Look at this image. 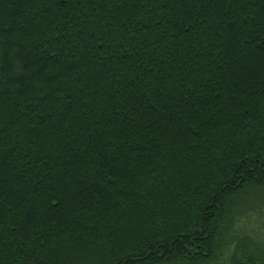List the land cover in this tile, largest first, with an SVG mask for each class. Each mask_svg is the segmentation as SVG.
Listing matches in <instances>:
<instances>
[{"label": "trees", "instance_id": "trees-1", "mask_svg": "<svg viewBox=\"0 0 264 264\" xmlns=\"http://www.w3.org/2000/svg\"><path fill=\"white\" fill-rule=\"evenodd\" d=\"M0 189V264H264V0H0Z\"/></svg>", "mask_w": 264, "mask_h": 264}, {"label": "rangeland", "instance_id": "rangeland-1", "mask_svg": "<svg viewBox=\"0 0 264 264\" xmlns=\"http://www.w3.org/2000/svg\"><path fill=\"white\" fill-rule=\"evenodd\" d=\"M247 220H248V218H243L241 220V222L238 221V222L235 223V226L233 228L235 234L236 233L241 234L242 237H243V236H245V234H243V233H246L245 231H249V230H252V229H260L261 230V220H260V218H257L255 221H252L253 220L252 219L250 222L243 224Z\"/></svg>", "mask_w": 264, "mask_h": 264}, {"label": "snow or ice", "instance_id": "snow-or-ice-1", "mask_svg": "<svg viewBox=\"0 0 264 264\" xmlns=\"http://www.w3.org/2000/svg\"><path fill=\"white\" fill-rule=\"evenodd\" d=\"M245 195H247V193H245ZM0 199H3V196H2V189H0Z\"/></svg>", "mask_w": 264, "mask_h": 264}]
</instances>
